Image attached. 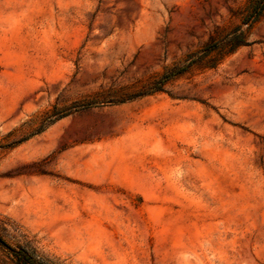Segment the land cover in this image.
I'll use <instances>...</instances> for the list:
<instances>
[{
    "label": "rangeland",
    "instance_id": "rangeland-1",
    "mask_svg": "<svg viewBox=\"0 0 264 264\" xmlns=\"http://www.w3.org/2000/svg\"><path fill=\"white\" fill-rule=\"evenodd\" d=\"M258 1L0 0V238L49 264H264Z\"/></svg>",
    "mask_w": 264,
    "mask_h": 264
},
{
    "label": "trees",
    "instance_id": "trees-1",
    "mask_svg": "<svg viewBox=\"0 0 264 264\" xmlns=\"http://www.w3.org/2000/svg\"><path fill=\"white\" fill-rule=\"evenodd\" d=\"M263 12H264V0H259L257 4L255 5V17H254L253 22L258 20V18L262 15ZM243 44L244 43L242 41V42L237 43V46L243 45ZM214 49L215 47H212V45H208V47L206 48L207 52H211ZM187 69H188V65L185 67L176 66L174 69L166 72L163 75L161 85H157L156 87H153L151 91H148L145 94L149 95V94H152L158 91H162L165 83H167L174 77L184 73ZM70 112L71 111L66 112V113H61L55 116V118L51 122L54 123L58 121L59 119L67 116ZM0 244H2L9 251L10 255L12 256L14 264H49L42 257H40V255L35 250L25 248V247H19V248L12 247L9 244H7L5 241H3L1 238H0Z\"/></svg>",
    "mask_w": 264,
    "mask_h": 264
}]
</instances>
